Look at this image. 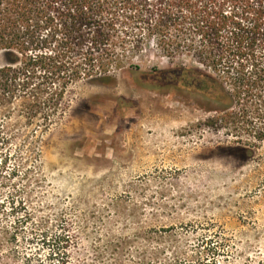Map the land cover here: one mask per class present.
I'll return each mask as SVG.
<instances>
[{
    "label": "rangeland",
    "instance_id": "obj_1",
    "mask_svg": "<svg viewBox=\"0 0 264 264\" xmlns=\"http://www.w3.org/2000/svg\"><path fill=\"white\" fill-rule=\"evenodd\" d=\"M150 25L121 27L134 34L114 53L137 47L58 107L44 92L32 119L30 97L0 104V264H264V102L221 120L199 81L219 75L187 52V26Z\"/></svg>",
    "mask_w": 264,
    "mask_h": 264
},
{
    "label": "trees",
    "instance_id": "obj_2",
    "mask_svg": "<svg viewBox=\"0 0 264 264\" xmlns=\"http://www.w3.org/2000/svg\"><path fill=\"white\" fill-rule=\"evenodd\" d=\"M170 20L187 26L179 30L187 52L219 75L202 73L199 81L221 104V120L244 123L243 104L255 96L264 102L259 94L264 89V0H0V104L30 97L32 119L39 116L44 92L45 100L58 107L69 85L110 78V70L120 68L122 57L137 47L114 53L111 44L120 35L125 43L134 34V27H121L143 23L150 25L147 34H164L159 28ZM236 103L242 108L231 110ZM4 176L0 160V217L7 211Z\"/></svg>",
    "mask_w": 264,
    "mask_h": 264
}]
</instances>
